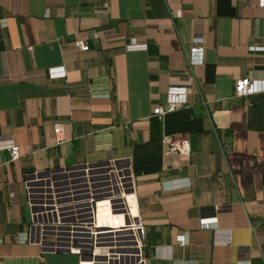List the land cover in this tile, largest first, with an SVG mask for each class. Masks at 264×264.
Segmentation results:
<instances>
[{"label": "crops", "instance_id": "obj_1", "mask_svg": "<svg viewBox=\"0 0 264 264\" xmlns=\"http://www.w3.org/2000/svg\"><path fill=\"white\" fill-rule=\"evenodd\" d=\"M245 77L264 81V0H0V264H81L26 240L23 180L106 159L128 162L144 264H264V92L234 98ZM168 87L187 104L153 116ZM180 139L188 156L164 153Z\"/></svg>", "mask_w": 264, "mask_h": 264}, {"label": "built area", "instance_id": "obj_2", "mask_svg": "<svg viewBox=\"0 0 264 264\" xmlns=\"http://www.w3.org/2000/svg\"><path fill=\"white\" fill-rule=\"evenodd\" d=\"M101 32L100 29L89 31L88 37L94 40ZM73 46L77 51H87L82 41H75ZM202 49V38L195 37L191 53L198 58ZM260 92H264V81L249 77L239 79L233 85L234 98H247ZM186 104L184 87H168L164 100L154 105L152 115L161 117ZM53 134L56 143L60 142V125L53 126ZM162 143L166 147L164 153L179 156L190 153L186 140H166ZM6 152L10 161L18 159L14 145L7 146ZM122 170L113 165L112 159H106L26 174L23 191L30 224L33 219H44L40 226H45L40 229L37 242L32 238V243L40 250L42 247L67 248L69 252L83 257L84 261L94 264L97 263L92 260L93 257H116L118 253L115 251H121L123 256H132L134 264H144L142 224L131 214L128 199H132L133 181L130 171L125 174ZM99 203H103L109 213L121 215V222L116 226L99 223L96 213ZM26 240L29 242V237ZM43 241L51 243L43 244Z\"/></svg>", "mask_w": 264, "mask_h": 264}, {"label": "water", "instance_id": "obj_3", "mask_svg": "<svg viewBox=\"0 0 264 264\" xmlns=\"http://www.w3.org/2000/svg\"><path fill=\"white\" fill-rule=\"evenodd\" d=\"M113 165L118 168V169H123V173L128 174L129 169H128V162L125 160L124 164H120V162H114ZM136 218L134 219V221ZM44 222V219H33L32 224L29 225V232H28V237H29V242H32V238H34V242H37L38 239V234L40 229H44L45 226H40V223ZM41 233H44V231H41ZM44 237V236H43ZM46 243H51L48 241H43V244ZM41 251H55V252H69L67 248H47V247H42ZM114 253H118V255L115 257H109L107 258L106 256H95L93 257V261L97 264H134L132 256H123L121 251H115ZM81 260H83V257H80ZM90 260V258H88Z\"/></svg>", "mask_w": 264, "mask_h": 264}, {"label": "bare ground", "instance_id": "obj_4", "mask_svg": "<svg viewBox=\"0 0 264 264\" xmlns=\"http://www.w3.org/2000/svg\"><path fill=\"white\" fill-rule=\"evenodd\" d=\"M130 202V212L133 214V216H136V209H135V203L133 198L131 197L128 198ZM98 212H97V221L99 223H105V224H111V225H118L121 222V215H114L109 213L107 208L103 206V203L98 204ZM81 264H91L89 261H82Z\"/></svg>", "mask_w": 264, "mask_h": 264}, {"label": "rangeland", "instance_id": "obj_5", "mask_svg": "<svg viewBox=\"0 0 264 264\" xmlns=\"http://www.w3.org/2000/svg\"><path fill=\"white\" fill-rule=\"evenodd\" d=\"M97 212H98V210H97ZM97 212H96V213H97Z\"/></svg>", "mask_w": 264, "mask_h": 264}]
</instances>
